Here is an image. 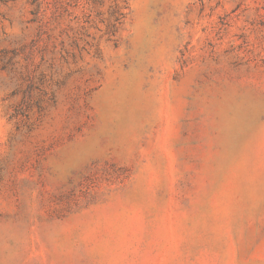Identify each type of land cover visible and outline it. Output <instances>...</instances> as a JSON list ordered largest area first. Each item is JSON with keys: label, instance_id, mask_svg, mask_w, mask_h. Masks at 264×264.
<instances>
[{"label": "rangeland", "instance_id": "1", "mask_svg": "<svg viewBox=\"0 0 264 264\" xmlns=\"http://www.w3.org/2000/svg\"><path fill=\"white\" fill-rule=\"evenodd\" d=\"M0 264H264V0H0Z\"/></svg>", "mask_w": 264, "mask_h": 264}]
</instances>
